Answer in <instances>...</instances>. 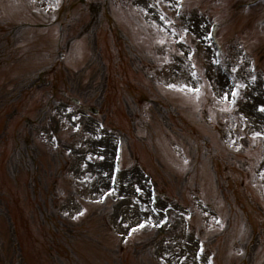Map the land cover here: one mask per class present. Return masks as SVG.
<instances>
[{
  "label": "rangeland",
  "instance_id": "obj_1",
  "mask_svg": "<svg viewBox=\"0 0 264 264\" xmlns=\"http://www.w3.org/2000/svg\"><path fill=\"white\" fill-rule=\"evenodd\" d=\"M262 107L264 0H0V264H264Z\"/></svg>",
  "mask_w": 264,
  "mask_h": 264
},
{
  "label": "trees",
  "instance_id": "obj_2",
  "mask_svg": "<svg viewBox=\"0 0 264 264\" xmlns=\"http://www.w3.org/2000/svg\"><path fill=\"white\" fill-rule=\"evenodd\" d=\"M39 208H40L41 211H44V212H42V214L45 213V211H46V208L45 207H43L42 205H40ZM49 217H52V215H49L48 216V219H45V220H46L47 224H49V226H51L50 221H49Z\"/></svg>",
  "mask_w": 264,
  "mask_h": 264
},
{
  "label": "snow or ice",
  "instance_id": "obj_3",
  "mask_svg": "<svg viewBox=\"0 0 264 264\" xmlns=\"http://www.w3.org/2000/svg\"><path fill=\"white\" fill-rule=\"evenodd\" d=\"M261 110H264V107H262V109Z\"/></svg>",
  "mask_w": 264,
  "mask_h": 264
},
{
  "label": "water",
  "instance_id": "obj_4",
  "mask_svg": "<svg viewBox=\"0 0 264 264\" xmlns=\"http://www.w3.org/2000/svg\"><path fill=\"white\" fill-rule=\"evenodd\" d=\"M94 112H96V113H97V111H94Z\"/></svg>",
  "mask_w": 264,
  "mask_h": 264
}]
</instances>
